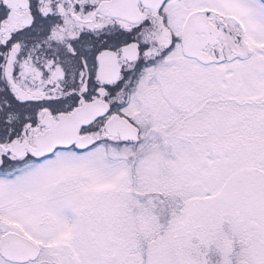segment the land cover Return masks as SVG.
Listing matches in <instances>:
<instances>
[{
	"label": "snow or ice",
	"instance_id": "obj_1",
	"mask_svg": "<svg viewBox=\"0 0 264 264\" xmlns=\"http://www.w3.org/2000/svg\"><path fill=\"white\" fill-rule=\"evenodd\" d=\"M0 264H264V0H0Z\"/></svg>",
	"mask_w": 264,
	"mask_h": 264
}]
</instances>
